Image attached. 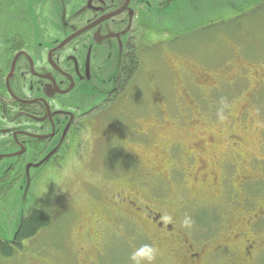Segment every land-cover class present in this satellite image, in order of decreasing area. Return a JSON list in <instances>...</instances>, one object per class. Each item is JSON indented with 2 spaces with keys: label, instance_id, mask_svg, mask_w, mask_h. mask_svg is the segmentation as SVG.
Instances as JSON below:
<instances>
[{
  "label": "flooded vegetation",
  "instance_id": "af4514ba",
  "mask_svg": "<svg viewBox=\"0 0 264 264\" xmlns=\"http://www.w3.org/2000/svg\"><path fill=\"white\" fill-rule=\"evenodd\" d=\"M26 1L18 30L1 39L0 232L7 238L0 236V259L7 264H116V256L110 260L108 254L113 251L115 255L114 245L119 243H108L105 254L104 241L112 235L131 246V226L145 238L143 244L157 249L154 264H264V190L260 188L264 185V160L253 158L250 162L255 177L253 171L239 173L244 141L238 130L246 129V110L234 122L215 121L226 128L223 147L216 153L220 146L214 138L219 134L216 126H207L214 133L201 132L184 143L153 136L152 131L165 122L164 116H173V111L184 116L183 125L200 124L199 113L189 102L182 105L179 97L172 102L171 113L169 105L158 103L149 115L144 108L136 114L131 104L123 109L124 119L118 127L123 134L120 149L124 162L118 167L126 172H106L91 183V202L85 206L59 203L48 209L51 206L40 204L30 192L19 231L11 236L22 206L18 192L25 171L29 169L32 183L53 158L67 157L64 154L77 138L90 135L101 111L125 102L118 100L131 91L130 80L139 66L138 59L134 70L130 64L138 51L134 34L147 31L145 27L150 25L191 23L196 14L216 5L215 0H35L30 6ZM144 34L150 35L144 32L141 36ZM177 70L178 74L180 66ZM186 71L181 72L188 80ZM230 71L227 85L245 82V67L234 60ZM220 72L206 74L197 90L203 93L204 89L207 94L219 86ZM189 81L194 87V80ZM145 117L152 122L145 123ZM203 142H208L216 160L212 169L207 168ZM202 191L219 197L213 203L203 201ZM54 209L70 212L63 238L66 241L67 233L71 235L72 250L66 243L47 238L36 242L42 233L53 229L55 216L50 213ZM210 211L216 212L219 221L214 224L207 219L194 226L203 232L202 240L196 241L181 226L184 215L192 218ZM37 214L47 225L21 238L23 222ZM165 216L171 221L166 222ZM81 218L90 223H79ZM78 237L83 245L76 243ZM54 250L58 251L52 253ZM3 251L8 256L4 257Z\"/></svg>",
  "mask_w": 264,
  "mask_h": 264
},
{
  "label": "rangeland",
  "instance_id": "374dc122",
  "mask_svg": "<svg viewBox=\"0 0 264 264\" xmlns=\"http://www.w3.org/2000/svg\"><path fill=\"white\" fill-rule=\"evenodd\" d=\"M24 1L0 0V73L4 65L1 58V39L18 30V26L24 18L22 13ZM32 1L35 0H27V5L30 6ZM243 2L244 0H215L216 5H211L205 13L196 14V19L191 23L190 21H182L175 26L167 25V27L164 24H157L156 26L150 25V28L145 27L147 31L138 30L134 34V38L137 39L136 48L138 51L136 56L139 66L130 80L131 91L126 94V97L118 100L125 102L123 105L111 106L95 117L90 128V136L92 137L90 144H85L79 137L77 138L78 141L73 143L71 150L64 154H68L67 157L69 154L75 155L84 161L80 175L75 181L63 184L60 188L50 181L46 185L45 191L46 173L51 168H62L66 159V157L59 160L53 158L38 173L32 183L29 180L28 195L31 192L40 204L47 208L51 206L48 209H53L59 203L60 205L63 204L62 206L70 204L79 207L85 206L86 202L90 204L92 198L91 183L96 182L106 172L115 174L126 172L118 167L119 162H124L120 149L123 134L120 133L122 129L118 127V124L124 119L122 110H127L131 104V107L135 108L136 114L144 108L145 113L149 115L153 104H166L171 108L172 102L177 101L178 97V101L182 105L189 102L193 110L199 113L200 120L197 121L200 124L194 127L193 123L188 122L192 120L191 115L187 119L188 124L183 125L184 116L178 115L171 108L170 113L173 111V116H164L165 122L158 129L152 131L153 136H166L169 139L184 143L185 139L193 138V135L201 132L214 133L207 129V126H216L219 134L218 136L215 135L214 138L220 143V146L214 150L217 153V150L223 147L224 141L222 140L226 137V128L223 124L215 121L222 118L226 122H234L236 119H240L241 111L245 109L247 122L244 127L246 129L238 130L240 131L238 134L244 141V148H242L244 155L239 173H252L253 171L252 175L255 177L257 173L254 170L251 171L250 162L253 161V158L264 160V0L258 2L253 9L247 12L236 13L235 10L239 6H243ZM186 15L185 18H187ZM16 17L18 18L16 19ZM203 22H206L205 27L193 31L185 30L190 25ZM144 32L150 35L141 36ZM234 60L239 64V67L246 68V71L243 72L246 75V80L232 86L227 85L226 82H229L230 65ZM179 66L181 70L177 74ZM184 68L188 69L186 71L189 75L188 80L181 72ZM234 69L232 68V70ZM217 71H221V84L209 89L211 91L207 94L203 89V94L208 96L205 97L208 101H204L202 93H199L194 87L201 82L203 84V78L206 74L216 75ZM189 80H194V87ZM258 86L261 87L258 88ZM211 100L214 101H212L211 107H208V102ZM187 115L189 116L190 113ZM146 117L145 123L152 122V120H146ZM147 128H150L149 124H147ZM202 145L205 148L202 153L205 155L204 158L207 157L209 163L207 168L212 169L216 160L213 159L208 142H203ZM80 146L82 147L80 148ZM197 154L199 153L197 152ZM194 165L198 166L196 163ZM260 188L264 190V185H260ZM203 193L202 200H209L210 203L215 202L219 197L217 194ZM206 204L208 203L206 202ZM50 214L55 216L53 229L49 234L47 232L42 233L36 242H40L42 238H47V240L55 241L57 244L66 243L67 249L72 250V245L69 242L71 235L67 233L66 241L63 238L68 230L70 212L68 210L59 212L54 209ZM215 214V211H210L193 215L194 226L197 227V224H202L207 219L208 222L213 221L212 223L217 224L219 218L215 219ZM78 220L79 223L88 221L86 218ZM194 226L191 230H187L188 234L196 241H201L203 232L197 230L198 228L195 229ZM128 230L132 247H139L144 243L145 238L134 232L131 226ZM118 231L120 232L121 229L118 228ZM82 241L81 237L76 239L78 245H83ZM114 241L119 244L114 245L115 255L111 251L108 254L109 259L114 260L116 256L118 259L116 264H128L126 258H128L132 247L128 245V242L123 241L121 243L115 236L110 235L105 239V254H107L108 243L111 245V242L114 243ZM35 247L37 248L38 244ZM59 247L61 248V245ZM58 250H54L52 253ZM52 253L51 255H55ZM0 264H7V262L0 259Z\"/></svg>",
  "mask_w": 264,
  "mask_h": 264
},
{
  "label": "clouds",
  "instance_id": "9594fccd",
  "mask_svg": "<svg viewBox=\"0 0 264 264\" xmlns=\"http://www.w3.org/2000/svg\"><path fill=\"white\" fill-rule=\"evenodd\" d=\"M81 140L85 144L92 142V137L85 133L82 135ZM84 166V161L75 155L69 154L66 157L62 168H51L46 173L44 190L46 191V185L51 181L60 188L61 185L71 181H75L80 175ZM166 222L171 221L170 216L164 217ZM181 226L186 230H191L194 226V221L188 215L182 220ZM158 255L157 249L151 244H142L139 247H132V250L128 256V264H154Z\"/></svg>",
  "mask_w": 264,
  "mask_h": 264
},
{
  "label": "trees",
  "instance_id": "16d2710c",
  "mask_svg": "<svg viewBox=\"0 0 264 264\" xmlns=\"http://www.w3.org/2000/svg\"><path fill=\"white\" fill-rule=\"evenodd\" d=\"M260 1H262V0H244V2H243V6H239V8H237L236 10H235V12L237 13V12H239V13H244V12H247V11H249V10H251V9H253L254 8V6H256V4H258V2H260ZM246 2H247V4H246ZM246 4V5H245ZM260 4V3H259ZM235 13V14H236ZM238 13V14H239ZM210 21H212V19H210ZM208 22V21H207ZM213 22V21H212ZM205 23L206 22H203V23H200V24H194V25H190V27L189 28H185V30L187 29H189V30H197L198 28H201V27H205ZM209 24V23H208ZM130 64L132 65V70H134V67L137 65V58H135V57H133V58H131L130 59ZM132 72V71H131ZM133 73V72H132ZM194 88H196V87H194ZM194 88H193V90H194ZM197 89V88H196ZM199 93H201L200 91H198ZM202 95L204 96L203 97V99H204V101H208V99H206L205 97H208V96H206V95H204L203 93H202ZM212 101H214V100H211V101H209L208 103H209V105H208V107H211V103H212ZM207 222V221H206ZM205 223V222H204ZM203 223V224H204ZM44 224V225H43ZM47 225V222H46V220L44 221V219L40 216V215H36L35 217H34V219L33 220H30V221H26L25 220V222H23V224H22V227H21V229H20V234H19V236L21 237V238H28V237H30V236H32L39 228H43V227H45ZM3 256L4 257H6V256H8L7 255V253L5 252V251H3Z\"/></svg>",
  "mask_w": 264,
  "mask_h": 264
},
{
  "label": "water",
  "instance_id": "95a60500",
  "mask_svg": "<svg viewBox=\"0 0 264 264\" xmlns=\"http://www.w3.org/2000/svg\"><path fill=\"white\" fill-rule=\"evenodd\" d=\"M48 158H49V155L40 164L34 166V169H36L39 166H41ZM29 180H30L29 169H27L25 171V175H24L23 180H22V182L20 184V187H19V193L22 196V201H21L22 206H21L20 211L18 213V216L16 218V222L13 225L14 226V230H13L12 235H11L12 237H14L15 234H17L18 231H19V228H20L21 222H22V218H23V206H24V204L26 202L28 203L29 200H30V199L28 200V198H27V195H28V187H29ZM0 236L2 238H4V239L7 238L3 232H0Z\"/></svg>",
  "mask_w": 264,
  "mask_h": 264
}]
</instances>
